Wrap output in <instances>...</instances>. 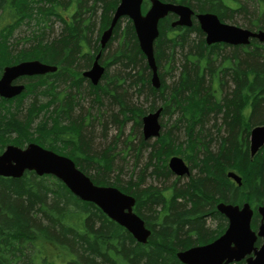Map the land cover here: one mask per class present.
Wrapping results in <instances>:
<instances>
[{
    "label": "trees",
    "instance_id": "obj_1",
    "mask_svg": "<svg viewBox=\"0 0 264 264\" xmlns=\"http://www.w3.org/2000/svg\"><path fill=\"white\" fill-rule=\"evenodd\" d=\"M160 1L188 6L196 14H214L223 23L239 22L249 31H264V0ZM74 2L77 9L67 21L60 9L66 6V11ZM119 2L0 0V12L11 22L0 30V69L21 60L58 67L53 74L29 77L14 100L0 99V152L7 144L22 148L23 141L69 158L94 185L116 188L135 199L133 212L151 231L148 242H136L54 177L27 172L19 179L0 177V264H181L177 252L211 243L224 233L227 220L216 211L217 204L248 203L255 209L264 204V147L254 158L249 153L251 128L264 126V42L208 46L197 22L174 29L170 22L175 17L168 15L159 21L153 43L160 80L155 89L128 18L118 20L100 49V36ZM148 7L149 0H142V13ZM52 18L61 29L50 36L45 23ZM21 23L38 26L27 43L13 46L10 32H4ZM99 52L105 72L93 86L81 74ZM111 65L119 70L109 73ZM85 99L89 111L82 106ZM93 109L96 116L90 113ZM158 109L160 136L150 143L143 139L141 119ZM165 118L172 123L163 122ZM108 122L118 131L114 143H96L95 124L102 126L103 137L98 139L103 140ZM128 125L130 132L120 154H115ZM121 153L133 160L126 183L120 179L118 162L125 160ZM173 156L189 165L190 174H198L180 184L167 167ZM228 172L241 178L240 187L227 178ZM144 176L161 183L175 179L168 186H144ZM255 225L256 220L254 230Z\"/></svg>",
    "mask_w": 264,
    "mask_h": 264
},
{
    "label": "water",
    "instance_id": "obj_2",
    "mask_svg": "<svg viewBox=\"0 0 264 264\" xmlns=\"http://www.w3.org/2000/svg\"><path fill=\"white\" fill-rule=\"evenodd\" d=\"M149 4L148 10L143 14L142 0H120L108 29L101 34L99 44L100 48L104 49L118 20L123 17L128 18L133 24L139 49L151 71V86L155 89L160 87V80L154 60L153 43L158 36L159 21L168 14L177 18L172 23V28L191 27L192 17L195 16L208 46L213 44L245 46L251 39L264 42V31L254 32L222 23L216 15L211 13L195 15L188 6L160 0H149ZM100 55L99 52L91 68L82 74V77L88 79L93 86L99 84L105 72L98 62ZM54 72L56 67L37 61L7 67L0 78V97L8 100L23 92V85H11L17 78ZM160 115L161 109H158L142 117L141 132L145 141L154 140L160 136ZM263 146L264 126L251 128L250 157L253 158ZM167 167L175 177L183 178L190 175L189 166L179 157L169 158ZM25 172H33L38 177H54L80 201L95 205L109 220L124 228L136 242L140 244L148 242L151 232L133 212L135 199L116 188L94 185L69 158L57 155L36 144H29L25 149L8 146L0 155V177L19 179ZM226 176L238 187L241 186V178L236 174L229 172ZM216 211L227 220L224 233L211 243L177 252V260L181 264H233L241 261L245 264H264V204L256 210L260 217L256 232L251 229L253 210L248 203H243L241 206L219 203L216 205ZM257 239L262 240L260 247H255Z\"/></svg>",
    "mask_w": 264,
    "mask_h": 264
},
{
    "label": "rangeland",
    "instance_id": "obj_3",
    "mask_svg": "<svg viewBox=\"0 0 264 264\" xmlns=\"http://www.w3.org/2000/svg\"><path fill=\"white\" fill-rule=\"evenodd\" d=\"M64 1V0H63ZM53 6H55V5H53ZM63 16H64V18L66 19V16H69V11H65L63 14H62ZM237 20H239V21H241L240 23H242V20L239 18V19H237ZM235 22H238V21H235ZM11 22H10V18L9 17H7L6 15H4L3 13H0V30H2L3 28H4V26H6L7 24H10ZM126 23H127V21L126 20H123L122 21V27H125V25H126ZM225 23H228V22H225ZM42 25H44V23H41ZM228 24H230V25H234V24H231V23H228ZM237 25H234V26H237V27H240L239 26V22L238 23H236ZM45 25L48 27V29L47 30H45V33L47 34V33H49L50 34V36H52V35H57L59 32H60V29H61V25H60V23L56 20V19H54V18H52L50 21H48V23H45ZM38 26V24H35V23H30V24H28V23H21V24H19L16 28H9L7 31H5L4 32V34L6 33H9L10 35H9V38H11V40H12V42H13V46H18V47H22V44H24V43H27L26 41H25V39L26 38H28V36L31 34V32L34 30V29H36V27ZM41 26V25H40ZM42 27V26H41ZM51 27V29H49ZM17 41L18 42H21L22 44L21 45H17L16 43H17ZM115 46H116V44L115 45H113V47L115 48ZM17 47V48H18ZM113 48V49H114ZM89 52V51H88ZM108 54H110V51L108 52V51H106L105 53H104V57L105 58H107V55ZM83 70V69H82ZM82 70H80V72L82 71ZM119 69H118V67H117V65H111L110 66V69H109V73H114L115 71H118ZM85 71V70H84ZM77 76V75H76ZM167 79H166V81H167V83H169L170 82V80L169 79H171V76H167L166 77ZM127 81V80H126ZM127 83V82H126ZM128 83H130L129 81H128ZM132 84V83H131ZM128 85H130V84H128ZM86 86H87V84L86 83H84L83 84V87H82V89L83 90H86ZM67 89V88H66ZM132 93H133V91H130V89H128V97H131V95H132ZM83 108L84 109H86L87 107H88V111H89V109H90V103H89V101H88V99H85L84 101H83ZM90 113H92L94 116H96V111L93 109L92 111H90ZM104 121V120H103ZM107 122V121H106ZM163 122H168V125H170L171 123H172V120L171 121H167V118H165L164 120H163ZM101 125H100V123H99V125L98 126H96V124H95V127L93 128V131H94V139H95V142L96 143H101V144H109V143H114L113 142V139L117 136V134H118V131H117V128L113 125V124H110L109 122H108V124H107V129L104 131V132H107V134H104L105 136H106V139H103V140H101L100 138L98 139V137H100L101 135H102V137H103V132H102V129H101ZM130 125H128L126 128H125V131L123 132V136H121L120 137V140H119V142L117 143V147H116V149H115V154H120V149L122 148V140L123 139H125V137H126V135H128V133L130 132ZM10 136V138H16V137H14L12 134H9ZM178 137L179 138H183V135L181 134V133H179V135H178ZM155 140V139H154ZM153 139L152 140H150V143H152L153 141H154ZM27 143L28 142H23L22 141V143H21V145L20 146H26L27 145ZM31 143H33V142H31ZM120 157H121V159H122V157H124V155L121 153V155H120ZM125 158V157H124ZM132 162H133V160H132V157H126L125 158V160H123V162H118V163H120L119 164V170H120V173H121V182H124V183H126L128 180H129V177H130V172H131V170H132V168H133V164H132ZM144 162L145 161H143L142 163H140V167L142 166L143 167V164H144ZM134 169H136L137 170V167L136 168H134ZM198 174V172H197V170H194L193 172H192V174H190L188 177H183V178H180V184H185L187 181H188V179L189 178H191V177H194V176H196ZM144 178H145V184H144V186H148V185H154V186H157V187H163V186H168V185H171V183L174 181V179H175V177L173 176L172 178H170V180H168L167 182H165V183H161V181L159 180H156L155 178L154 179H152V177L150 178V177H148V176H144ZM251 208L254 210L255 209V207L254 206H251ZM254 212H255V210H254ZM256 220V225L258 224V221H259V219H257V218H255V216H253V218H252V223L251 224H253V222ZM255 225V226H256ZM209 226H210V228L213 230V229H215V227H216V224L215 223H211V222H209Z\"/></svg>",
    "mask_w": 264,
    "mask_h": 264
},
{
    "label": "flooded vegetation",
    "instance_id": "obj_4",
    "mask_svg": "<svg viewBox=\"0 0 264 264\" xmlns=\"http://www.w3.org/2000/svg\"><path fill=\"white\" fill-rule=\"evenodd\" d=\"M48 1H52V2H56V4L57 3H59V2H62L63 0H48ZM66 6H62L61 7V9H60V14L62 15L64 12H65V8ZM76 9H77V4L74 2V3H72L71 5H69V7H67V11H69V16H70V18H69V16H66V19L64 18V16L62 15L61 17H63L65 20H67V21H69L70 19H71V17L73 16V14L75 13V11H76ZM0 13H2V12H0ZM176 20V17L170 22V26L172 25V23L174 22ZM71 21V20H70ZM192 22L194 23V22H197L196 21V19H195V17H192ZM7 25H11V23L10 24H7ZM172 28V27H171ZM176 28H179V27H176ZM181 28V27H180ZM175 29V28H174ZM204 37H205V35H204ZM24 61H31V60H21L20 62H24ZM20 62H14V63H12V64H4L2 67H1V69H0V78H1V76H2V74H3V69L5 68V67H11V66H15V65H17V64H19ZM91 67V66H90ZM58 68V67H57ZM47 75H49V74H46V75H43V76H41V77H44V76H47ZM32 77H38V76H32ZM29 77L28 76H23V77H20V78H18V79H15L14 81H12V83H11V85L12 86H17V85H24V87L27 85V79H28ZM0 99L1 100H6V99H3V98H1L0 97ZM15 98H12V99H9V100H7V101H12V100H14ZM15 137H17V136H15ZM1 139V138H0ZM19 144H21V143H19ZM9 145H11V144H7V145H5V147L3 148V150L0 152V155L4 152V150H5V148L7 147V146H9ZM13 145V144H12ZM13 146H17V144L16 145H13ZM19 147V146H18ZM22 148H24L23 146H21Z\"/></svg>",
    "mask_w": 264,
    "mask_h": 264
}]
</instances>
